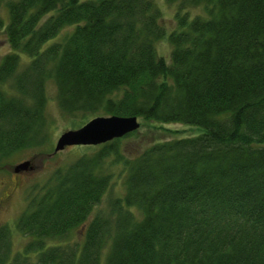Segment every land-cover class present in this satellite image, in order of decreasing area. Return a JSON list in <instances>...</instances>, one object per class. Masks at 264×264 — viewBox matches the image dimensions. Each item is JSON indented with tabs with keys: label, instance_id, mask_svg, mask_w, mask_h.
I'll return each mask as SVG.
<instances>
[{
	"label": "trees",
	"instance_id": "trees-1",
	"mask_svg": "<svg viewBox=\"0 0 264 264\" xmlns=\"http://www.w3.org/2000/svg\"><path fill=\"white\" fill-rule=\"evenodd\" d=\"M165 1L204 5L207 17L177 13L168 34L153 0H0L11 48L0 61V169L54 151L48 82L61 111L81 117L74 127L120 116L198 129L133 158L119 143L139 130L81 145L98 150L29 196L15 222L29 239L21 252L0 227V264H264V0ZM119 163L124 197L89 221ZM83 227L82 241L51 243Z\"/></svg>",
	"mask_w": 264,
	"mask_h": 264
},
{
	"label": "rangeland",
	"instance_id": "rangeland-1",
	"mask_svg": "<svg viewBox=\"0 0 264 264\" xmlns=\"http://www.w3.org/2000/svg\"><path fill=\"white\" fill-rule=\"evenodd\" d=\"M154 3L161 11V25L166 28V31L171 32L177 30L175 22V15H189V17H199L206 19V12L204 5L191 6L181 5V3L169 4L165 0H153ZM7 7L5 2H0V22L4 25L8 22L9 14L7 13ZM192 19V18H189ZM74 26L66 27L62 30L59 39L64 38L68 33L73 30ZM59 35V34H58ZM58 35L56 39L58 38ZM54 39V41H56ZM157 53L160 57H163L166 61L170 60V50L166 40H162L156 44ZM11 52V48L6 38V33L3 28H0V61L7 53ZM7 85V84H6ZM47 105L46 115L51 126V140L52 147L55 146L56 140L60 136V133L77 129L74 127V121L80 123L81 117H71L64 114L59 108L57 102V88L54 82H48L46 87ZM90 117L88 116V119ZM91 119V118H90ZM89 119V120H90ZM142 123V120H139ZM198 134V129L192 126L184 124H144L140 127L138 134L133 138L128 137L123 139L119 143V149L126 157L133 158V156L139 154L143 149L155 144L156 142L173 140L180 137L195 136ZM98 150L85 147H68L65 150L57 153L56 155L48 157L47 155L41 156L37 151H30L19 154L9 161V164L0 169V199L5 200L4 208L0 213V227L9 225L11 232V240L13 241V253L21 252L23 246L28 242V238L21 235L15 226V222L18 217L23 213L27 207L28 198L31 194L35 193L34 190L40 189L52 176V173L58 168H65L72 161H74L79 155L93 154ZM39 155L35 159L32 155ZM124 155V156H125ZM32 159L31 168L21 174H15L13 167L15 164ZM111 174L110 185L104 193L100 203L94 207L91 214H89V221L95 216H109L110 206L113 200L121 199L125 195V179L126 169L122 164H113L108 168ZM15 175V176H14ZM137 217H141V213L138 210L133 209ZM83 228H78L72 231L68 238L63 240L53 241L51 243L68 245L83 240Z\"/></svg>",
	"mask_w": 264,
	"mask_h": 264
},
{
	"label": "water",
	"instance_id": "water-1",
	"mask_svg": "<svg viewBox=\"0 0 264 264\" xmlns=\"http://www.w3.org/2000/svg\"><path fill=\"white\" fill-rule=\"evenodd\" d=\"M139 128L140 122L137 117L98 116L89 120L81 128L60 133L56 140L53 154H57L72 146L101 145L113 139L121 138L132 133V131H137ZM31 161L32 159H28L12 166L13 172L21 174L29 170Z\"/></svg>",
	"mask_w": 264,
	"mask_h": 264
},
{
	"label": "flooded vegetation",
	"instance_id": "flooded-vegetation-1",
	"mask_svg": "<svg viewBox=\"0 0 264 264\" xmlns=\"http://www.w3.org/2000/svg\"><path fill=\"white\" fill-rule=\"evenodd\" d=\"M4 204H5V200L4 199H0V213L3 210V208H4Z\"/></svg>",
	"mask_w": 264,
	"mask_h": 264
}]
</instances>
